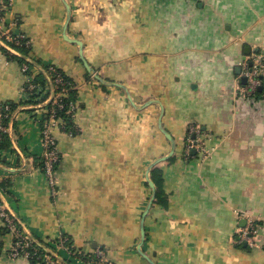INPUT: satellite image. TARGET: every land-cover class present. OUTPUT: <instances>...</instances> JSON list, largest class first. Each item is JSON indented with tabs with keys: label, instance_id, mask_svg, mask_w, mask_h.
I'll list each match as a JSON object with an SVG mask.
<instances>
[{
	"label": "crops",
	"instance_id": "crops-1",
	"mask_svg": "<svg viewBox=\"0 0 264 264\" xmlns=\"http://www.w3.org/2000/svg\"><path fill=\"white\" fill-rule=\"evenodd\" d=\"M0 2L3 28L30 44L24 55L0 39V104L21 102L27 82L1 48L32 63L33 76L57 67L77 90L74 130L53 131V190L39 165L41 110L19 103L9 118L0 204L29 239L53 240L58 264H150L137 246L150 165L172 148L160 119L175 159L162 166L167 205L145 216L144 253L156 264H264V93L239 91L242 60L264 57V0ZM64 34L82 41L93 72ZM248 218L255 246L236 242ZM5 228L0 264H38L10 254L13 232L0 215Z\"/></svg>",
	"mask_w": 264,
	"mask_h": 264
},
{
	"label": "built area",
	"instance_id": "built-area-1",
	"mask_svg": "<svg viewBox=\"0 0 264 264\" xmlns=\"http://www.w3.org/2000/svg\"><path fill=\"white\" fill-rule=\"evenodd\" d=\"M6 6L0 2V39H4L6 43H18L21 38H24L22 34L11 33L7 29L3 28V11ZM28 44V41L26 40ZM28 61L21 64L22 70L25 72L28 69ZM242 75L245 78L244 85L239 87L240 94L243 97L251 98L254 96V93L259 87L264 85V57L262 54L253 53L249 56H246L241 62ZM48 71L54 73V83H51L44 88L41 86L37 87L34 92L35 84L31 83L32 76L27 75V82L23 88L22 101L23 104L30 107H35L41 110L42 116L45 119L41 120L40 124V133L42 138V144L44 147V152L42 156L44 174L46 175L51 189L53 190L54 183V172L53 164L59 159V153L57 149V141L53 134L55 129H62L65 121L57 116V110L63 106L62 99L65 98L68 94V86L65 85V82L62 76L56 72L55 66H49ZM37 94L33 103L25 102L30 99L32 94ZM48 93V94H47ZM47 94V95H46ZM49 102L50 105H49ZM8 105L3 106L0 104V141L3 137V133H7L8 124L3 122V118L7 116ZM5 111V112H4ZM67 113L70 114L72 120L74 119L75 113V102H69ZM195 130V129H193ZM188 147L195 148L197 151L206 153L204 150V145L202 142L196 140L195 138L188 139ZM0 215L3 218L6 227L13 232V245L11 248L10 254L12 256L17 255H26L32 256L26 247L30 244L31 239L25 235L20 224L11 216L0 204ZM258 229L254 225V221L251 218H248V223L238 229V234L236 235L237 243H246L249 246H255L258 243ZM62 242V240H60ZM37 251V248L34 249V253ZM45 260L49 263H54L49 255L44 256Z\"/></svg>",
	"mask_w": 264,
	"mask_h": 264
},
{
	"label": "trees",
	"instance_id": "trees-1",
	"mask_svg": "<svg viewBox=\"0 0 264 264\" xmlns=\"http://www.w3.org/2000/svg\"><path fill=\"white\" fill-rule=\"evenodd\" d=\"M3 1L8 3V0H3ZM8 43H9V45L11 47L15 48L17 51H19L20 53H22L24 55H27V53L30 52V44L26 43V38L25 37L21 38L18 43H12V42H8ZM1 50L4 52L6 57L9 58V59H15L21 64L26 62V59L23 56H21V55L12 54L5 48H1ZM27 64H28V69L26 71V74H29V75L32 76L31 83L35 84V88L33 89L32 92H34L36 90V88L39 87V86H41V88H44L45 86L49 85V82H50V84L54 83L55 74L54 73H50L48 71L49 66H45L46 74L43 71H41L40 73H38V74L33 76L32 71H31V67H32L33 64L30 63V62H27ZM55 68H56V72L59 73L62 76V78H63V80L65 82V85L68 86V88H67L68 89V94H67V96L65 98L62 99L63 106L60 109L57 110V116L61 117L65 121L64 126L62 128L63 130H65V131H69V130L73 131L74 130V125H73V122H72V117L70 116V114L67 113V109H68L69 102L70 101L74 102L75 98H76V95H77V90L74 88L75 83L73 82V80L69 76L65 75L60 69H58L57 67H55ZM263 93H264V85L261 86L260 89H257L255 91L254 96L259 97ZM35 96H37V94H35V93L32 94L30 96V99L28 101H25V102L26 103L27 102H29V103L35 102L36 101V100H34ZM19 103H24V102L21 101ZM50 103L51 102H49V105H50ZM18 104L13 102V101H6V102L2 103L3 106L8 105V107H9L8 110L6 111L8 113L7 116H5L3 118V122L5 124H8L11 112L17 107ZM45 117H46V115L43 117V120L45 119ZM9 145H10V140H9L8 134L7 133H3V137H2V139L0 141V150L8 147ZM174 159H175L174 156H171L167 160H164V161L156 163L155 165L152 166V168L150 170V177H151L152 181L154 182V184L156 186V194H155L152 206L155 205V204H160V205L165 207L167 205V202H168L167 195L164 193V190L162 188V186H163V170H162V166H163V164H167V163L173 162ZM39 165H40L42 171L44 172L42 158L39 161ZM58 165H59V159L57 161H55L54 164H53V172L58 168ZM5 231H7L6 228L3 229L2 232H0V236ZM35 238H36V240L31 239L30 244L26 247V250H28L31 255L33 254L32 256H29L30 261L33 262V263H38V264H58L56 262L49 263L44 258V256L46 254L49 255V251H47V248L52 247V243L53 242H51V241H53V240L47 241L45 239H41V238H38V237H35ZM60 240H62V242H60V244H62L64 247H66L71 252L74 251V249L72 248V242H71L69 237L61 236L59 238V241ZM0 245H1V241H0ZM35 248H37V251L34 253V249ZM80 255L82 257L85 256L84 254H80ZM50 258L52 260H55V258H53L52 256H50ZM95 258H96V256H95ZM98 259H99V257H98Z\"/></svg>",
	"mask_w": 264,
	"mask_h": 264
},
{
	"label": "water",
	"instance_id": "water-1",
	"mask_svg": "<svg viewBox=\"0 0 264 264\" xmlns=\"http://www.w3.org/2000/svg\"><path fill=\"white\" fill-rule=\"evenodd\" d=\"M65 6H66V10H67V19H66V22H65V29L67 27V24L69 22V18H70V6L65 2ZM65 35V39L70 41V42H75L78 44L79 46V54H80V58L81 60L83 61L86 69L90 72H93L91 66L87 63V61L85 60V58L83 57V54H82V48H83V43L81 40L79 39H76V38H69L66 34ZM94 76L99 78L97 74L94 73ZM243 82H245V78L242 79ZM261 87H259L260 89ZM153 100L150 99V100H147L144 105H147L149 104V102H152ZM162 111H163V108H162ZM159 127H160V130L164 133V135L172 142V148L171 150L165 154V155H162L161 157L157 158L156 160H154L150 167H152L153 165H155L156 163L158 162H161V161H164V160H167L168 158H170L173 154V150H174V143H173V138L172 136L162 127L161 125V120L159 119ZM148 182H149V185L152 189V194H151V197L149 199V202L146 206V208L144 209L143 213H142V217H141V222H140V240H139V243H138V252L150 263V264H156L148 255H146L144 253V251L142 250L141 246L143 244V241L145 239V229H144V220H145V216L146 214L148 213V211L150 210L151 206H152V203L154 201V197H155V194H156V187H155V184L154 182L152 181L151 178H148Z\"/></svg>",
	"mask_w": 264,
	"mask_h": 264
}]
</instances>
